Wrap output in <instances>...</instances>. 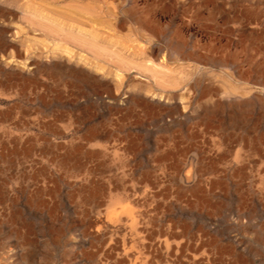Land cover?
Wrapping results in <instances>:
<instances>
[{"label":"rangeland","instance_id":"1","mask_svg":"<svg viewBox=\"0 0 264 264\" xmlns=\"http://www.w3.org/2000/svg\"><path fill=\"white\" fill-rule=\"evenodd\" d=\"M0 264H264V0H0Z\"/></svg>","mask_w":264,"mask_h":264},{"label":"bare ground","instance_id":"2","mask_svg":"<svg viewBox=\"0 0 264 264\" xmlns=\"http://www.w3.org/2000/svg\"><path fill=\"white\" fill-rule=\"evenodd\" d=\"M161 1V0H160ZM94 46V45H93ZM173 58V57H172ZM119 216V215H118ZM125 216V215H124ZM126 219V218H125ZM136 223V222H135ZM125 224V223H124ZM130 227V226H129ZM130 229V228H129ZM133 229V228H132ZM135 229V228H134ZM123 232V231H122Z\"/></svg>","mask_w":264,"mask_h":264}]
</instances>
